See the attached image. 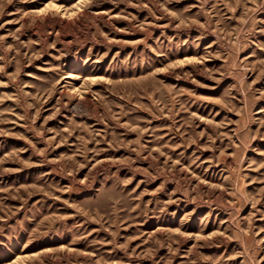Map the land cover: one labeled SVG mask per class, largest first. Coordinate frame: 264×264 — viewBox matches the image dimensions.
<instances>
[{
    "label": "rangeland",
    "instance_id": "374dc122",
    "mask_svg": "<svg viewBox=\"0 0 264 264\" xmlns=\"http://www.w3.org/2000/svg\"><path fill=\"white\" fill-rule=\"evenodd\" d=\"M0 264H264V0H0Z\"/></svg>",
    "mask_w": 264,
    "mask_h": 264
}]
</instances>
